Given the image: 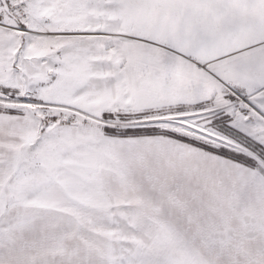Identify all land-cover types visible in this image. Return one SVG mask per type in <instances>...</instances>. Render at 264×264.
<instances>
[{
	"label": "snow or ice",
	"instance_id": "1",
	"mask_svg": "<svg viewBox=\"0 0 264 264\" xmlns=\"http://www.w3.org/2000/svg\"><path fill=\"white\" fill-rule=\"evenodd\" d=\"M0 264H264V0H0Z\"/></svg>",
	"mask_w": 264,
	"mask_h": 264
}]
</instances>
